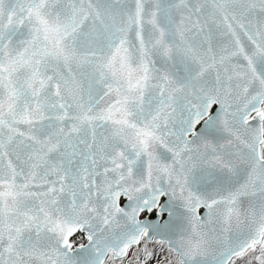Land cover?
<instances>
[{"label":"snow or ice","instance_id":"snow-or-ice-1","mask_svg":"<svg viewBox=\"0 0 264 264\" xmlns=\"http://www.w3.org/2000/svg\"><path fill=\"white\" fill-rule=\"evenodd\" d=\"M0 264H264V0H0Z\"/></svg>","mask_w":264,"mask_h":264}]
</instances>
